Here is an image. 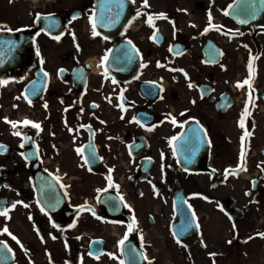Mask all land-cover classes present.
Instances as JSON below:
<instances>
[{
    "label": "flooded vegetation",
    "instance_id": "obj_1",
    "mask_svg": "<svg viewBox=\"0 0 264 264\" xmlns=\"http://www.w3.org/2000/svg\"><path fill=\"white\" fill-rule=\"evenodd\" d=\"M118 2L0 0V264H264V3Z\"/></svg>",
    "mask_w": 264,
    "mask_h": 264
},
{
    "label": "snow or ice",
    "instance_id": "obj_2",
    "mask_svg": "<svg viewBox=\"0 0 264 264\" xmlns=\"http://www.w3.org/2000/svg\"><path fill=\"white\" fill-rule=\"evenodd\" d=\"M261 2L262 3H264V0H261ZM144 4H145V6H147V0H144ZM117 7L122 11L123 10V8H124V4H123V2H122V0H119V2L117 3ZM140 15V13L139 12H137V16H139ZM159 16L160 17H163L164 16V14L163 13H161V14H159ZM36 18L37 19H40V14H37V16H36ZM76 17H73V19H75ZM119 18V14L117 13V19ZM152 17L151 16H149V18H148V23L151 25L152 24ZM113 23L115 22V21H112ZM242 23H245L246 21H241ZM91 23H92V35L93 36H97V35H99V33H97L96 32V21H95V19H92L91 20ZM101 23H103V18L101 19ZM209 24H211V16L209 15ZM50 27H51V25H50ZM7 31H12L11 29H7ZM40 31L41 32H43L44 31V29L42 28V29H40ZM205 31H207V29H205ZM37 35H39V33H37ZM155 35V34H154ZM55 39H57V40H59L60 39V37L59 36H56V37H54ZM105 39H106V37H105ZM129 43H131V42H129ZM14 46V45H13ZM78 47V46H77ZM246 47V46H245ZM36 55L37 56H39L40 55V53H39V50L37 49V52H36ZM130 59H131V57H129ZM104 59H107V57H105ZM41 63H43V60L41 59ZM249 63H250V65H251V58H250V61H249ZM251 70V69H250ZM45 75H47L46 73H45ZM247 82V81H246ZM0 83H3L2 81H0ZM191 86V85H190ZM238 87L240 86L239 84L237 85ZM173 123H175L176 121L173 119V121H172ZM23 123L24 124H32V126L34 127V128H36V129H40V125L38 124V123H33V122H31V121H28V120H25V121H23ZM101 123H103V121L101 122ZM12 126H13V128H15L16 127V123L15 122H12ZM240 126L243 128L244 127V123H243V121H241V124H240ZM69 131H71V129H69ZM14 135H19V133L17 132V133H13ZM245 135H247V133H245ZM176 139V137H172V140H175ZM170 143H171V141H169ZM3 146H0V148H2ZM21 147H23V145H21ZM77 151L79 152L80 150L79 149H77ZM21 155H23V153H21ZM108 182H109V186H112V180H111V177L109 176L108 177ZM16 203H21L20 201H17ZM25 207H27V205H24ZM127 206V205H126ZM12 207L14 208L15 207V204H13L12 205ZM42 211H43V209H41ZM0 216H5V217H7L8 216V209L7 208H5L3 211H0ZM192 219L194 220L195 219V214L193 213V216H192ZM133 223H135V221L133 222ZM54 227H55V225H53ZM191 227V222H188V223H186L184 226H183V231H187L188 230V228H190ZM132 228H133V224H129L128 225V229H129V231H131L132 230ZM3 232H5V233H7L8 235H10V236H12V239L13 240H16V242L17 243H19V240H17V238L14 236V235H12L9 231H8V229H7V227H5L4 229H3ZM262 236H264V234H261ZM53 238H55V237H53ZM120 243L122 244L123 243V241H120ZM177 243H179V241H177ZM5 247H7V245H4ZM9 251H10V249H9ZM121 264H124V262L123 261H121Z\"/></svg>",
    "mask_w": 264,
    "mask_h": 264
},
{
    "label": "water",
    "instance_id": "obj_3",
    "mask_svg": "<svg viewBox=\"0 0 264 264\" xmlns=\"http://www.w3.org/2000/svg\"><path fill=\"white\" fill-rule=\"evenodd\" d=\"M252 2H261V0H250ZM254 20V19H253ZM45 178V176H43ZM176 211H177V221H179V218H182L183 222L186 224L188 222H191L192 230L189 232L188 228L186 234H191L194 235L197 233L196 232V227H195V219H192L193 213L192 209L186 204L185 200L183 199L180 203L176 202ZM185 212V213H184ZM178 234H183V232H176V236L180 238ZM3 250H4V244H0V257L3 256ZM134 256H132L130 253H124V262L125 264H134Z\"/></svg>",
    "mask_w": 264,
    "mask_h": 264
},
{
    "label": "rangeland",
    "instance_id": "obj_4",
    "mask_svg": "<svg viewBox=\"0 0 264 264\" xmlns=\"http://www.w3.org/2000/svg\"><path fill=\"white\" fill-rule=\"evenodd\" d=\"M166 243H167V246H168L169 249L173 250L174 252L177 250L176 248L172 247V243L170 241H166ZM166 259H168V258L165 257L164 255L161 256V260L165 261Z\"/></svg>",
    "mask_w": 264,
    "mask_h": 264
}]
</instances>
